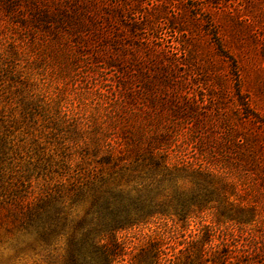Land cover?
I'll use <instances>...</instances> for the list:
<instances>
[{
	"label": "rangeland",
	"instance_id": "obj_1",
	"mask_svg": "<svg viewBox=\"0 0 264 264\" xmlns=\"http://www.w3.org/2000/svg\"><path fill=\"white\" fill-rule=\"evenodd\" d=\"M44 104L103 135L167 131L236 183L221 207L118 233L121 264L154 241L162 263L215 264L222 240L241 249L239 264H264V0H0V147L12 190L31 198L49 176L64 182L68 164L122 185L140 174L132 160L83 165L87 149L45 121ZM51 243L0 221V264H62L64 238Z\"/></svg>",
	"mask_w": 264,
	"mask_h": 264
},
{
	"label": "trees",
	"instance_id": "obj_2",
	"mask_svg": "<svg viewBox=\"0 0 264 264\" xmlns=\"http://www.w3.org/2000/svg\"><path fill=\"white\" fill-rule=\"evenodd\" d=\"M40 108L41 116L45 121L50 118L55 130L64 132L73 145L87 149L81 158L83 165L126 167L132 160L134 169L141 171L122 185L111 175L93 176V170L85 168L72 171L68 164L64 165L66 175H60L66 176L64 182L49 176L48 182L30 198V194L12 190L4 146L0 147V221L13 220L20 232L33 235L43 247L64 238L62 264H121L125 245L118 241V233L153 217H183L194 208L202 211L215 208L213 204L221 207L236 192V183L230 181L227 168L206 159L204 149L197 148L189 155L187 148H182L167 131L146 136L109 129L103 135L100 125L95 127L88 118L62 120L54 117L46 104ZM54 114L59 115L58 111ZM240 142L237 146L243 147ZM203 156L204 160L200 158ZM231 245L221 241L223 255L215 264L241 263V249ZM161 247L160 241L148 243L133 258V264H170L166 260L162 263ZM199 264H203L202 259Z\"/></svg>",
	"mask_w": 264,
	"mask_h": 264
}]
</instances>
